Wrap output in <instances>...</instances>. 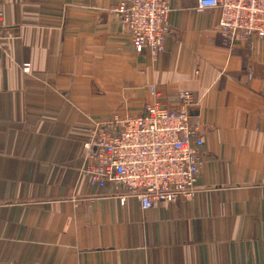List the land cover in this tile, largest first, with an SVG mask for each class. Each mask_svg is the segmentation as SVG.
I'll use <instances>...</instances> for the list:
<instances>
[{
	"label": "crops",
	"instance_id": "obj_1",
	"mask_svg": "<svg viewBox=\"0 0 264 264\" xmlns=\"http://www.w3.org/2000/svg\"><path fill=\"white\" fill-rule=\"evenodd\" d=\"M118 1L0 0V264H264V41L228 44L217 11L170 0L153 60ZM186 90L204 141L193 198L143 210L88 183L97 125Z\"/></svg>",
	"mask_w": 264,
	"mask_h": 264
},
{
	"label": "built area",
	"instance_id": "obj_2",
	"mask_svg": "<svg viewBox=\"0 0 264 264\" xmlns=\"http://www.w3.org/2000/svg\"><path fill=\"white\" fill-rule=\"evenodd\" d=\"M197 4L199 11L218 12V31L226 43L264 41V0H197ZM111 12L129 35L133 51L157 60L169 34L170 0H119ZM2 23L0 11V30ZM11 40L0 33V58ZM22 70L29 74L31 65L24 64ZM150 91L159 98L158 87L151 86ZM196 105L195 95L186 90L179 93L177 107L156 99L139 116L115 115L104 126L97 125L85 144L87 153L92 148L97 153L86 154L83 177L99 189L110 185L122 206L137 199L148 210L193 198L204 144L200 127L188 114Z\"/></svg>",
	"mask_w": 264,
	"mask_h": 264
},
{
	"label": "water",
	"instance_id": "obj_3",
	"mask_svg": "<svg viewBox=\"0 0 264 264\" xmlns=\"http://www.w3.org/2000/svg\"><path fill=\"white\" fill-rule=\"evenodd\" d=\"M143 53H145V52H143ZM197 110H198L197 107H191L188 109V114L190 116L194 117L197 114Z\"/></svg>",
	"mask_w": 264,
	"mask_h": 264
},
{
	"label": "rangeland",
	"instance_id": "obj_4",
	"mask_svg": "<svg viewBox=\"0 0 264 264\" xmlns=\"http://www.w3.org/2000/svg\"><path fill=\"white\" fill-rule=\"evenodd\" d=\"M24 64H26V63H23V65H24ZM28 64H29V63H28ZM23 65H22V66H23Z\"/></svg>",
	"mask_w": 264,
	"mask_h": 264
}]
</instances>
